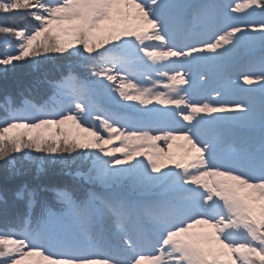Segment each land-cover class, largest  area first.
I'll return each instance as SVG.
<instances>
[{
  "label": "snow or ice",
  "instance_id": "obj_1",
  "mask_svg": "<svg viewBox=\"0 0 264 264\" xmlns=\"http://www.w3.org/2000/svg\"><path fill=\"white\" fill-rule=\"evenodd\" d=\"M0 16V74L68 61L0 95V264H264V0Z\"/></svg>",
  "mask_w": 264,
  "mask_h": 264
},
{
  "label": "trees",
  "instance_id": "obj_2",
  "mask_svg": "<svg viewBox=\"0 0 264 264\" xmlns=\"http://www.w3.org/2000/svg\"><path fill=\"white\" fill-rule=\"evenodd\" d=\"M0 22H4L2 16H0ZM76 71L77 74L83 76L82 70L77 69ZM67 72L68 61L64 60L56 61L55 63H46L39 71H33L29 66L24 65L23 69L7 74V76H5L6 78H0V95L4 92H10L15 96L18 89L29 85L35 76H39L43 73H48L50 78L58 79L62 74L67 75ZM0 115H2V113H0ZM88 166L89 163H79L73 170L78 167L81 171H86ZM63 180L64 182L72 183L71 177L65 176L63 177ZM2 186H4V180L2 174H0V188ZM11 186L12 185L9 184V187Z\"/></svg>",
  "mask_w": 264,
  "mask_h": 264
},
{
  "label": "rangeland",
  "instance_id": "obj_3",
  "mask_svg": "<svg viewBox=\"0 0 264 264\" xmlns=\"http://www.w3.org/2000/svg\"><path fill=\"white\" fill-rule=\"evenodd\" d=\"M261 55H264V53H261V51L259 49H254V50L253 49L241 50L240 52H238L236 54V61L238 63H245V62L251 61V60H258L261 57ZM23 68H24V65L21 66V67H19V68H17V70L23 69ZM10 73L11 72H9L8 74H10ZM0 78H6V77H5V75L0 74ZM97 102L98 103H105V101L103 99H99V98H98ZM159 143H161V145H162V142H159ZM89 166H90V162H89Z\"/></svg>",
  "mask_w": 264,
  "mask_h": 264
}]
</instances>
